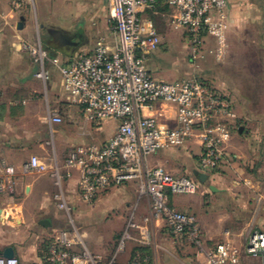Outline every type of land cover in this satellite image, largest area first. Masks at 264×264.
<instances>
[{
    "label": "crops",
    "instance_id": "0c3cea01",
    "mask_svg": "<svg viewBox=\"0 0 264 264\" xmlns=\"http://www.w3.org/2000/svg\"><path fill=\"white\" fill-rule=\"evenodd\" d=\"M159 1L155 10L145 9L142 15L154 21L161 44L169 37L186 36L173 20L177 12ZM227 4L225 36L230 40L229 48H219L220 57L211 58L213 66L198 76L207 77L208 84L236 103L237 119L231 124L227 146L229 161L202 182L198 170L202 148L200 141L193 139L185 146L192 155L185 156L182 163L186 173L199 178V191L195 195H173L171 203L196 213L206 246L214 248L216 242L228 241L241 250V264H260L259 259L246 254L245 245L252 230L264 233V0H227ZM113 24L109 0H27L26 7L17 12L12 0H0V255L13 248L20 264H44L48 241L63 229L61 210L51 189L55 190L54 174L57 166L62 168L65 154L59 162L54 144L65 150L81 145H70L69 127L74 124L77 128L78 124L81 130L88 126L81 107L65 92L59 66L77 54H92L101 38L111 52L115 51ZM38 40L50 57L47 82L38 80L39 64L20 47L22 42L36 44ZM233 40H239V46H230ZM223 54L228 57L224 59ZM146 61L153 76L165 81L175 79L178 68L183 67L177 60L157 59L150 53ZM53 111L62 123L51 121ZM144 112L156 116L162 125L175 126L173 108L156 107ZM113 125L107 122L100 130L107 133ZM172 154V149L162 150L150 161L167 167ZM38 158L42 159L40 165ZM28 164H33L31 170L26 169ZM9 167L15 170L11 193L1 190ZM77 184L75 173L68 181L72 190L68 196L72 202L84 204L76 194ZM131 189L122 199L148 203ZM142 214L145 216L132 231L144 241L133 237L128 240L117 264H132L138 256L143 264L207 263L193 245L176 242L163 221L153 218L146 223L150 206ZM117 229L116 222L107 225L97 240L99 246L90 251L109 258L116 245L112 241Z\"/></svg>",
    "mask_w": 264,
    "mask_h": 264
},
{
    "label": "built area",
    "instance_id": "2783aa9c",
    "mask_svg": "<svg viewBox=\"0 0 264 264\" xmlns=\"http://www.w3.org/2000/svg\"><path fill=\"white\" fill-rule=\"evenodd\" d=\"M177 12L173 20L184 29L192 60L203 52L206 39L225 37L227 0H162ZM159 0H109L117 48L111 52L105 40H98L92 54H77L60 65L63 87L81 107L84 121L101 128L107 122L115 134L100 144H81L68 149L64 164L57 166L53 199L66 216L72 209L67 203L64 183L78 175L77 196L92 205L103 192L134 183L140 198L148 199L151 217L161 220L176 242H188L201 251L206 264H241V250L228 241L214 248L204 245L196 219L171 205L173 195H195L200 184L189 177H177L163 166L153 165L151 157L162 150L183 148L193 139L200 141L202 153L198 170L208 177L228 163L231 124L237 119L233 102L198 76L186 80H159L150 72L146 55L161 45L155 23L143 17L145 9L155 10ZM27 0H12L15 12L26 7ZM222 42V41H221ZM22 50L31 54L40 70L38 80L47 82L50 60L40 40L22 42ZM191 60V61H192ZM173 108L174 127L162 125L145 110ZM51 121L62 123L57 112ZM33 164L26 165L31 170ZM14 168H7L1 184L3 192L14 190ZM70 217V216H69ZM147 221V220H146ZM129 224L117 251L110 258L93 254L74 224L59 230L48 241L44 264H117L118 255L132 239ZM246 254L264 264V233L251 231ZM136 257L132 264H140ZM0 264H20L17 258L0 255Z\"/></svg>",
    "mask_w": 264,
    "mask_h": 264
},
{
    "label": "rangeland",
    "instance_id": "374dc122",
    "mask_svg": "<svg viewBox=\"0 0 264 264\" xmlns=\"http://www.w3.org/2000/svg\"><path fill=\"white\" fill-rule=\"evenodd\" d=\"M228 41L230 40H228L226 36L223 37L222 40H220L218 36L208 37L206 39L205 46L203 47V52L194 61L192 60L191 49L188 45L187 37L185 35L180 38L169 37V39L164 40L163 44H161L156 50L150 52V54L152 56H155V58L157 59L162 58L165 61L166 60L167 61L177 60V62H179L183 66L181 70H179L180 67L178 68L177 73H176L177 77L175 79H172L170 82L178 81V80H186L194 76H198V73H200L202 70L205 71L206 68L207 69L211 68L213 66L212 60L213 59L215 60L216 57L217 59L218 57H220V54L218 53L219 48H223V47L229 48ZM238 41L239 40L231 41L230 46H233V47L239 46ZM215 52L218 53V55H216ZM223 56H224V59L228 57L226 54H223ZM189 64H191L192 68L194 69H192ZM198 77L206 81L208 80L207 77L206 78L201 77V76H198ZM233 106H234V109H236L235 102H233ZM77 126L80 127L78 124ZM77 128L75 127L74 124H72V128L69 127L68 134H69L70 139L72 140L70 142V145L100 144L110 139L115 134L114 127H112L114 128V130L112 128H109L108 129L109 132L107 133H105L103 130H100V128H96L93 126L92 127L85 126L84 129H81V130ZM54 146L56 149V158L57 160L59 159L58 161L60 162L61 155L66 154L68 150H65V148L64 149L60 148L58 143L54 144ZM185 148L186 147L172 149L173 154L168 156L169 158L168 166L167 167L163 166V167L170 174L174 176L193 178V175L186 173V168L184 164L182 163L185 156L192 155L191 154L192 152L190 153L189 150ZM41 161L42 159L40 158L37 159L38 165L42 164ZM129 189H131L132 191L134 190L136 191L137 190L136 184L131 183V184H127L125 186L119 187L118 189L115 188V189H111L106 192H103L102 194L98 196V198L92 205H86V204L84 205V204H80L79 202H72L70 200L68 195L70 194L72 190H70L68 181H66L64 183V192L66 193L67 203L71 207L72 212H71V215H69L70 217L66 216V214L63 213L62 211L59 213L61 215V220L63 221V225H64L63 229L67 228L68 225L74 224V226L82 234H84V242L86 244V247L89 250L94 251V246H99V243H98L99 241H97V240H100L99 235L104 233V230L107 225L110 226L111 224H113V222H116V224H119V229H117L114 232V236H113L112 242H115L116 244L114 248V252H113L114 254L117 251L119 243L121 242L125 232L127 231L128 225L129 224L136 225L137 223H139V221L145 216L142 214L143 210L149 206V202L146 203V202H143V200L134 201L132 200V198L126 199V200L122 199V196H124V193H126L125 191H129ZM51 190H52L51 195L53 196L56 193L57 189L55 187V190L54 188ZM182 198L187 199L186 196H182ZM128 203L130 204V206L126 208V205H128ZM171 205L177 210L184 212L188 214L189 216L193 217L194 219H196V222L200 227V232L203 238V243L206 246L204 231L202 229L200 219L198 218L196 213L180 210L173 203H171ZM127 209H129V211H127ZM146 218L149 220V221L147 220L146 223H149L151 219L153 220L151 215H149ZM132 230L133 229H130L128 231L130 232V235L133 238L139 239L140 241H144L143 236L141 237L137 236L136 232ZM255 230L257 231V229H254L252 231H255ZM220 243L221 242H216L214 246H217ZM125 245L127 247L128 242H126ZM197 252L203 255L201 251L198 249H197ZM118 258H119V255H118ZM118 258H117V263H118ZM140 264H143V262H141Z\"/></svg>",
    "mask_w": 264,
    "mask_h": 264
},
{
    "label": "water",
    "instance_id": "95a60500",
    "mask_svg": "<svg viewBox=\"0 0 264 264\" xmlns=\"http://www.w3.org/2000/svg\"><path fill=\"white\" fill-rule=\"evenodd\" d=\"M199 178H200V180L202 181V182H206L207 180H208V176L207 175H205V174H199ZM212 188H211V190L212 191H216V189H215V187H213V186H211ZM43 224H45V225H49L50 224V222H48V221H44V222H42ZM3 257L4 258H6V259H12V258H15V253H14V250H13V248H7L5 251H4V254H3Z\"/></svg>",
    "mask_w": 264,
    "mask_h": 264
},
{
    "label": "trees",
    "instance_id": "16d2710c",
    "mask_svg": "<svg viewBox=\"0 0 264 264\" xmlns=\"http://www.w3.org/2000/svg\"><path fill=\"white\" fill-rule=\"evenodd\" d=\"M192 179H194V178H192ZM194 181L199 183V178H195Z\"/></svg>",
    "mask_w": 264,
    "mask_h": 264
}]
</instances>
